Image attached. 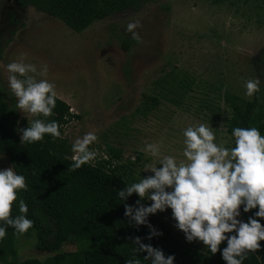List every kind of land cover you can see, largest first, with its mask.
Wrapping results in <instances>:
<instances>
[{
	"label": "rangeland",
	"instance_id": "1",
	"mask_svg": "<svg viewBox=\"0 0 264 264\" xmlns=\"http://www.w3.org/2000/svg\"><path fill=\"white\" fill-rule=\"evenodd\" d=\"M136 20L141 41L123 49L121 38L131 37L126 26ZM263 49L264 0H150L80 31L32 5L0 0V99L18 122L31 121L16 108L6 65L21 54L37 71L46 64L47 76L37 80L54 83L57 96L78 114L63 125L62 137L73 144L95 132L98 140L90 145L98 152L95 160L110 159L131 184L151 175L142 169L155 158L140 151L148 143L159 144L163 155L178 162L185 159L182 132L190 124L211 126L215 142L230 148L226 123L231 112L223 96L250 101L244 83L257 77L264 91V65L255 66ZM9 166L0 156V170ZM157 214L205 256L201 242H187L174 227L171 209ZM17 246L19 261L51 254L37 249L32 236H20Z\"/></svg>",
	"mask_w": 264,
	"mask_h": 264
},
{
	"label": "clouds",
	"instance_id": "2",
	"mask_svg": "<svg viewBox=\"0 0 264 264\" xmlns=\"http://www.w3.org/2000/svg\"><path fill=\"white\" fill-rule=\"evenodd\" d=\"M138 20L127 24L125 31L137 42L141 37L135 30ZM25 55L6 65L8 87L16 98L20 113L33 117L26 128H17L20 143L33 144L50 135L54 140L62 138L60 124L48 121L54 115L57 92L55 84L37 76L46 77L48 66L40 71L34 64L25 63ZM245 95L253 97L261 91V80L248 79L244 83ZM25 116V115H24ZM43 117V118H40ZM67 119V116L65 117ZM183 160L163 155L157 143H148L140 151L155 158L142 170L151 175L142 177L119 189L118 196L124 202L135 194L134 204L124 203V216L130 226H146V239L163 235L150 222L149 216L171 209L174 227L182 231L187 242H201L211 255L218 251L226 264H243L249 254H256L264 241V136L256 127H235L231 136L235 147L217 144L213 128L204 123H194L183 129ZM98 140L95 132H87L72 144L73 155L66 156L72 163L70 171L92 163L98 152L90 145ZM160 165V167H157ZM26 178L13 166L0 170V240L7 235V228L14 229L19 238L34 226L27 218L28 206L19 199L18 192L27 191ZM19 200V214L12 216L14 202ZM151 201L150 204L142 201ZM244 213L256 211L247 221L239 219ZM260 218V219H257ZM136 246L133 253H146L144 260L150 264H174L175 255L165 256L159 247L142 242L141 237H128ZM226 247L221 251L222 242ZM125 264H141L138 258H130Z\"/></svg>",
	"mask_w": 264,
	"mask_h": 264
},
{
	"label": "trees",
	"instance_id": "3",
	"mask_svg": "<svg viewBox=\"0 0 264 264\" xmlns=\"http://www.w3.org/2000/svg\"><path fill=\"white\" fill-rule=\"evenodd\" d=\"M146 1L150 0H19L23 7L32 5L61 19L75 31L127 7H139ZM132 41L130 36L121 38L122 48H128ZM259 55L263 57L255 66L260 67L264 65V49ZM262 89L250 101L224 94L223 100L231 112L226 123V132L232 138L230 148L235 147L231 136L235 127H256L264 136ZM69 107L57 96L54 115L48 118V121L59 122L61 134L69 118L78 116ZM31 121L18 122L14 110L0 99V156H5L14 170L25 176L28 185L27 191L18 192L19 199L28 206L27 218L34 221V226L24 235L34 237L36 248L51 254L43 259L17 260L18 238L13 234L14 229L8 227L6 237L0 240V264H125L133 257L140 259L141 264H150L143 259L146 253H133L136 246L128 237L135 236L141 237L143 243L161 248L165 256L174 254V264H226L220 251L211 255L203 246L205 256H201L196 246L183 242L158 214L148 219L163 235L146 239L149 229L143 225L130 226L124 216V203L134 204L138 197L133 194L124 202L119 198V189L130 184V178L119 171L120 167L110 159L100 158L70 171L72 161L65 157L72 156V144L65 137L54 140L45 135L37 143H20L16 129L26 128ZM112 155L117 157L119 153L112 150ZM142 203L149 204L147 200ZM18 205L19 200L13 204V217L19 214ZM255 211L244 213L241 208L240 219L247 221ZM260 223L264 225V219H260ZM65 244L75 247L62 249ZM260 244L258 252L249 254L243 264H264V241ZM224 247L226 241L222 242L221 251Z\"/></svg>",
	"mask_w": 264,
	"mask_h": 264
}]
</instances>
